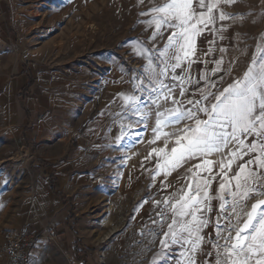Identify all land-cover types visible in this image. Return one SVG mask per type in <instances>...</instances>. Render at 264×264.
<instances>
[{
  "label": "rangeland",
  "instance_id": "obj_1",
  "mask_svg": "<svg viewBox=\"0 0 264 264\" xmlns=\"http://www.w3.org/2000/svg\"><path fill=\"white\" fill-rule=\"evenodd\" d=\"M159 3L0 0V245L9 214L30 192L36 175L54 164L49 157L62 150L63 160L79 161L78 170L95 177L93 208L83 212L87 221L81 222L85 237L94 241L84 251L85 264H177L183 260L180 253L190 245L177 244L170 251L161 244L172 222L164 201L186 186L192 176L187 169L199 161L165 176L152 153L164 147V138L154 141L155 120L147 121L141 113L142 107H155L152 101L166 89L159 82L167 84L175 60L171 49L161 56L170 30L156 34L155 25L150 24V9ZM161 69L167 74L159 75ZM21 78L26 82L21 84ZM31 78L34 84L25 97L23 88ZM114 97L116 112L108 122L117 126L116 139H107L106 131L105 140H100L91 125ZM175 125L162 132L174 133ZM172 142L174 137L169 149ZM101 152L105 157L97 161L94 156ZM210 159L223 157L214 154ZM243 162L235 161L229 176ZM218 173L217 165L208 190L213 197L220 194ZM232 185L235 190V181ZM225 199L229 201L227 217L232 197L225 193ZM255 199L264 196L253 194L245 211ZM211 205L212 211L202 217L209 221L201 233L206 239L215 238L217 223L221 228L227 223L217 215L220 200L213 199ZM108 215L116 228L104 236L112 226L107 229L100 223ZM70 217H74L72 209ZM202 247L212 251L210 245ZM196 255L200 264L201 253ZM6 260L0 248V264Z\"/></svg>",
  "mask_w": 264,
  "mask_h": 264
},
{
  "label": "snow or ice",
  "instance_id": "obj_2",
  "mask_svg": "<svg viewBox=\"0 0 264 264\" xmlns=\"http://www.w3.org/2000/svg\"><path fill=\"white\" fill-rule=\"evenodd\" d=\"M214 7L215 4L206 0H160L150 9L153 14L150 24L155 25L156 34L162 35L161 29L170 30L161 56L167 55L168 49L173 50L176 61L171 65L173 71L185 61L192 62L189 58L195 53L196 37L203 31L200 25L207 27L211 23ZM256 65L254 59L242 77L222 90L203 92L195 102L189 100L192 108L184 110L181 106L166 109L167 115L157 113L154 141L161 136L164 138V147L152 150L158 157L157 168L167 176L191 161H199L187 169L192 176L186 186L174 194L172 200L164 201L172 214V222L164 233L165 239L161 240L163 248L171 251L177 244L190 245L187 252L180 253L183 260H178L177 264H197V253H201L200 264H264V199H255L245 211L246 202L253 194L264 196V57L258 67ZM166 74V69H161L159 75ZM158 86L168 88V93L164 94L167 100L171 88L163 81ZM183 93L182 89L181 95ZM128 99L133 103L137 101L135 97ZM152 102L158 103V99ZM173 103L179 102L173 100ZM182 121L191 123H185L171 134L162 132L169 124ZM214 154L223 159H210ZM249 155L250 158L244 160ZM237 160L244 162L229 176ZM217 165L221 176L220 194L213 197L208 190L215 179L213 167ZM232 181H235V190ZM225 193L232 197L227 217L224 213L229 201ZM213 199L220 200L217 215L227 219V223L223 228L217 223L215 238L206 239L201 233L209 221L202 217L212 211ZM202 245H210L212 251H206Z\"/></svg>",
  "mask_w": 264,
  "mask_h": 264
},
{
  "label": "crops",
  "instance_id": "obj_3",
  "mask_svg": "<svg viewBox=\"0 0 264 264\" xmlns=\"http://www.w3.org/2000/svg\"><path fill=\"white\" fill-rule=\"evenodd\" d=\"M208 2L215 4L213 19L207 27L200 25L203 31L196 37L195 53L189 58L192 62H183L181 67L168 75L166 85L171 88V94L167 100L164 94L168 93V88L157 95L155 100L158 99V103L155 107L141 108L147 121L154 119L156 123L157 113L167 115L166 109L181 106L184 110L192 108L189 100L195 102L203 92L222 90L233 80L242 77L252 66L254 59L258 67L261 57H264V0H206ZM221 15L224 16L223 19L220 18ZM175 62L174 60L172 64ZM25 82V78L20 79L21 84ZM213 84L216 87H211ZM173 100L179 103L174 104ZM115 110L114 97L92 123L91 127L96 130V136L100 140H105L106 131L109 135L107 139H116L117 126L108 122ZM185 123L191 122L176 124V130L183 128ZM61 151L49 157L48 162L54 164L48 166L47 171L43 170L36 175L30 192L21 199L3 225L15 232L30 230L36 233L47 225L57 227L53 240L43 239L29 250L27 264H85L84 251L92 248L91 242L94 243L90 237H85L81 222L87 221L83 212L93 208L90 199L94 195L91 191L95 188V177L80 172L79 161L63 160L65 154ZM94 157L97 161H102L105 153L101 152ZM50 175L55 179L54 191ZM84 197L86 199L82 201ZM111 202L108 201V204L111 205ZM71 209L74 217H70ZM109 217L108 215L103 219ZM108 221L110 224L107 226L100 223L107 229L112 226L104 236L116 228L109 219ZM109 244L110 242L104 246V251L108 250Z\"/></svg>",
  "mask_w": 264,
  "mask_h": 264
},
{
  "label": "built area",
  "instance_id": "obj_4",
  "mask_svg": "<svg viewBox=\"0 0 264 264\" xmlns=\"http://www.w3.org/2000/svg\"><path fill=\"white\" fill-rule=\"evenodd\" d=\"M56 230L57 227L54 225H47L38 233L30 230L15 232L10 229H3L0 248L7 258L6 264H27L29 250L43 239L53 240L56 236Z\"/></svg>",
  "mask_w": 264,
  "mask_h": 264
},
{
  "label": "trees",
  "instance_id": "obj_5",
  "mask_svg": "<svg viewBox=\"0 0 264 264\" xmlns=\"http://www.w3.org/2000/svg\"><path fill=\"white\" fill-rule=\"evenodd\" d=\"M33 80L32 78L29 79L28 83L25 85V87L23 88V94L24 96H28V94L30 93V88L33 86ZM51 184H52V190H55V183H54V179L51 178Z\"/></svg>",
  "mask_w": 264,
  "mask_h": 264
},
{
  "label": "bare ground",
  "instance_id": "obj_6",
  "mask_svg": "<svg viewBox=\"0 0 264 264\" xmlns=\"http://www.w3.org/2000/svg\"><path fill=\"white\" fill-rule=\"evenodd\" d=\"M101 224L107 226V225L110 224V222L108 221V219H102V220H101Z\"/></svg>",
  "mask_w": 264,
  "mask_h": 264
}]
</instances>
